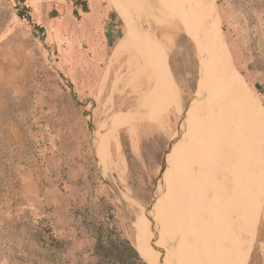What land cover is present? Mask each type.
Returning a JSON list of instances; mask_svg holds the SVG:
<instances>
[{
    "label": "rangeland",
    "instance_id": "1",
    "mask_svg": "<svg viewBox=\"0 0 264 264\" xmlns=\"http://www.w3.org/2000/svg\"><path fill=\"white\" fill-rule=\"evenodd\" d=\"M78 1L26 0L42 35L17 17L14 0H0V264H99L100 227L115 242H130L146 264H163L162 222L180 200L167 194L176 180L188 181L176 174L186 144L202 136L195 114L200 107L204 114L209 97V58L224 68L215 57L220 47L239 78V97L258 98L264 110V0H202L195 9L186 3L187 22L172 16L169 0L149 1L152 20L136 14L137 0H121L128 20L114 0H96L101 12L87 26ZM84 1L91 13L93 0ZM130 21L166 48L164 114L160 106L151 116L144 110L161 86L144 94L148 72ZM127 33L136 40L126 50L130 66L114 55ZM124 114V124L115 125ZM199 197L186 200L187 211ZM245 234L237 264H264V198ZM180 242L174 249H190Z\"/></svg>",
    "mask_w": 264,
    "mask_h": 264
},
{
    "label": "bare ground",
    "instance_id": "2",
    "mask_svg": "<svg viewBox=\"0 0 264 264\" xmlns=\"http://www.w3.org/2000/svg\"><path fill=\"white\" fill-rule=\"evenodd\" d=\"M149 1L137 0L135 12L143 19L152 18ZM201 2L202 0H169L168 3L172 16L180 18L182 22H187L189 16L185 4L189 3L195 9ZM198 17H196V20L199 19ZM66 20L61 21L62 29H58L59 33H64L63 31L66 30L64 26L67 24ZM131 21L129 27L132 33L135 38L137 37V41L141 39L140 42H142L140 45L138 44L140 42L137 43L140 48L135 52L139 51L142 64L148 72L147 77H143H146L147 84L150 86L146 87L147 90L144 94L147 95L157 84L161 86V89L151 97V101L148 102L144 110L148 116H151L160 106V112L164 114L165 112L161 110L163 105H167L163 87L170 88L169 84H164V79L168 80L170 78L166 48L158 44L155 35L150 32L145 31L143 34L136 32ZM83 24H85V21H83ZM204 38L205 35H203V41ZM134 41L136 42L134 37L127 33L114 52V55L124 62L127 63L129 60L127 66L129 63L131 65V57L126 55V50L130 44H134ZM207 45L209 46V43ZM218 50H220V53L215 54V57L223 63L224 68L222 70H219L217 63L208 57L214 75L210 80L208 93L209 97L216 98V101L208 97L204 114H200L201 107L196 111V120L200 121L201 118L203 120V128L199 132L202 136L198 138L195 135L186 144L187 154L183 159V166L181 162L182 171H180V174H176L178 176L181 174L188 175V179H186L188 181L181 184V181L178 183L176 180L177 186L174 188V192L169 190L170 193L167 194V196H176L180 200L176 202L171 211L169 209V221L162 222L164 229L161 230V238H158V240L160 239L158 243L163 249L166 247V253H163L161 257L162 261L165 262L163 264H237L235 253L242 250L241 242L244 239V234L250 232L252 221L255 219L257 212L261 211L264 198V134H260L257 128H264V110L262 111L258 98L248 95L239 97V78L237 79V74H230L229 57L227 53L225 54L223 47ZM241 87L242 90L250 93L247 86L243 84ZM128 117L129 115L124 114L116 118L115 125H123ZM207 126L210 127L206 128ZM190 131L189 140L191 138ZM106 141L104 139L101 141L100 145L103 149L107 148ZM194 173L198 177L197 181L194 179L190 181L191 178L189 179V177ZM196 193L202 197H199L200 201L196 206V203L194 206L191 204L193 208L189 212L186 209V200L192 202L196 198ZM204 214L207 220L202 224ZM165 230L168 231V234ZM177 242L183 243L185 247L190 244V249L180 250L181 246L179 250H177L178 248L174 249ZM239 252L237 254L241 255ZM159 254L157 255L160 257L161 254Z\"/></svg>",
    "mask_w": 264,
    "mask_h": 264
},
{
    "label": "trees",
    "instance_id": "3",
    "mask_svg": "<svg viewBox=\"0 0 264 264\" xmlns=\"http://www.w3.org/2000/svg\"><path fill=\"white\" fill-rule=\"evenodd\" d=\"M16 15L22 20H26L33 29L34 34L45 33V28L34 21L32 16V8L27 5L26 0H14ZM76 6H82L84 14L89 13V9L84 0H79ZM76 14V12H74ZM54 18V17H53ZM100 234L96 253L100 257L99 264H146L136 252L134 247L128 241H121L120 239L115 242L112 240L113 232L109 229L100 227ZM108 232L107 235L103 233ZM109 234V235H108Z\"/></svg>",
    "mask_w": 264,
    "mask_h": 264
},
{
    "label": "crops",
    "instance_id": "4",
    "mask_svg": "<svg viewBox=\"0 0 264 264\" xmlns=\"http://www.w3.org/2000/svg\"><path fill=\"white\" fill-rule=\"evenodd\" d=\"M31 2H33L34 0H30ZM114 2V7H115V9H116V11L123 17V19H125L126 20V16H127V20H128V13H129V10L127 9H125L126 8V5H123L122 3H123V1H119V0H114L113 1ZM125 2V1H124ZM125 4V3H124ZM27 5L28 6H30L31 8H32V6L30 5V4H28L27 3ZM99 5H98V3H97V1L96 0H93V5H92V10H91V13H88L89 15L84 19V21H85V24H84V26L86 25H88V22L91 20L92 21V19H93V21H95V16L97 17L98 16V11H100L99 10ZM125 7V8H124ZM33 10V9H32ZM34 12V11H33ZM101 12V11H100ZM34 14V13H33ZM127 22V21H126Z\"/></svg>",
    "mask_w": 264,
    "mask_h": 264
}]
</instances>
